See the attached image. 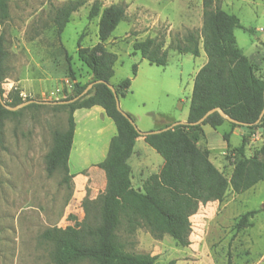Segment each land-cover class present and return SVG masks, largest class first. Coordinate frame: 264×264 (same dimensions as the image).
<instances>
[{
  "label": "rangeland",
  "instance_id": "obj_1",
  "mask_svg": "<svg viewBox=\"0 0 264 264\" xmlns=\"http://www.w3.org/2000/svg\"><path fill=\"white\" fill-rule=\"evenodd\" d=\"M70 1L75 0H9V16L0 15V38L8 53L4 79L0 81L6 102L16 105L28 98L63 100L76 82L93 80L78 49L99 42L100 17L89 18L96 0H83L59 35L53 18L57 9ZM99 1L102 8L126 5L125 18L106 43L107 49L118 56L111 84L132 79L129 92L119 97L121 108L139 130L182 121L189 114L195 75L208 58L203 48L200 56H194L178 52L175 45L190 31L201 36L203 0ZM221 6L239 16L244 27L235 30L238 46L257 75L264 78V0H223ZM147 37L164 42L168 50L166 66L151 64L134 53V42ZM200 44L202 47V40ZM54 106L22 107L16 110L19 114L4 118L0 135V264H55L54 245L43 237L44 231L65 225L64 219L73 215V207L84 213V202L89 199L97 203L105 193L107 183L98 172L116 129L114 121L93 111L87 116L79 114L80 128L69 160L75 176L66 182L63 171L56 170L52 175L47 172V155L55 133L68 127L69 108ZM203 127L206 137L197 145L209 150L211 161L229 179L240 157L237 148L244 133L250 131L233 129L227 121L217 128L209 124ZM227 132L229 145L223 136ZM263 143L257 131L247 140L245 155L264 160ZM144 147L141 158L148 165L145 174L149 177L160 171L164 159L149 145ZM251 210H258L250 218L252 225L237 230L240 217ZM191 221V244L186 247L170 235L155 236L139 225L135 234L121 227L115 240L126 236L130 249L158 255L160 263L264 264V181L242 193L230 187L223 201L201 205Z\"/></svg>",
  "mask_w": 264,
  "mask_h": 264
},
{
  "label": "trees",
  "instance_id": "obj_2",
  "mask_svg": "<svg viewBox=\"0 0 264 264\" xmlns=\"http://www.w3.org/2000/svg\"><path fill=\"white\" fill-rule=\"evenodd\" d=\"M222 1L203 0L201 36L190 31L184 41L176 43L175 50L200 56L203 48L208 58L195 75L187 121H198L210 109L221 107L236 120L254 124L249 134L244 133L242 144L237 148L240 157L231 177L228 179L211 161L208 149H201L197 145L206 137L203 127L206 124L217 128L227 121L233 129L242 127L215 112L202 124H180L160 133L146 135L145 141L163 157L164 163L159 172L145 179L142 188H136L129 160L141 134L117 109L112 89L105 83H97L82 98L54 106L69 108L68 127L55 133L53 147L47 155V172L52 175L56 170L63 171V181L68 182L75 176L70 172L69 160L76 131L74 113L77 109L102 102L118 132L111 140L108 160L99 164L107 176L105 193L96 200L97 203L89 199L84 202L82 226H54L43 233V237L54 245L55 264H177L176 260L160 263L158 255L133 254L124 250V245L115 240V231L121 219L146 228L155 236L170 235L177 244L186 247L191 244V217L201 205L223 201L230 187L234 192L242 193L264 181V160L255 155H245V144L257 131L264 141V115L260 123L256 124L264 109V78L257 75L253 63L238 46L235 30L244 27L239 16L223 9ZM83 4V0H75L57 9L53 21L59 35L63 33L72 13ZM0 15L3 18L9 16V0H0ZM97 16L100 17L99 42L93 47L79 46L78 56L90 69L93 75L91 82L105 80L111 83L118 56L107 49L106 43L125 18L126 5L118 3L102 8L101 2L96 0L90 9L89 18ZM133 48L134 53H140L151 64H168V50L164 42L156 37L136 40ZM7 54L0 38V81L4 79ZM133 70L136 75L138 66L135 65ZM71 75L74 77L73 72ZM91 82H76L73 91L63 100L80 95ZM131 84L132 79L128 77L115 85L118 96H126ZM0 93L3 97L2 90ZM31 99L20 100L16 105ZM42 105L31 103L24 107ZM19 113L7 109L0 102V135L5 116ZM261 127L263 131H260ZM223 136L229 145L230 133ZM262 151L264 153V143ZM93 209H97V212H93ZM256 213L258 210L243 214L236 224L237 230L251 226L250 218Z\"/></svg>",
  "mask_w": 264,
  "mask_h": 264
},
{
  "label": "crops",
  "instance_id": "obj_3",
  "mask_svg": "<svg viewBox=\"0 0 264 264\" xmlns=\"http://www.w3.org/2000/svg\"><path fill=\"white\" fill-rule=\"evenodd\" d=\"M202 50V49H201ZM201 55V54H200ZM191 103V102H190ZM93 111V113H98L102 116H108L107 113H106V107L105 105L102 103V102H95L94 104H92V106L88 107V108H80V109H77L74 113L75 115V119H76V131H75V136H74V142H73V147L75 146L76 144V136L79 132V120H78V116L79 114H83L84 116H87L89 115L91 112ZM188 119V116L187 117H184L182 118V121H187ZM177 121H174L172 122L175 123ZM167 125H170V124H167ZM165 126H162V127H152V126H149L147 128H140L141 131H151V130H157V129H160V128H163ZM118 135V132H117V128L114 129L112 135L110 136V142H109V146H110V151L108 152L107 156L104 158V160L102 162H106L110 156V152H111V140L116 137ZM142 142V144H145V145H149L146 141H145V135H142L140 137L137 138V141H136V145H135V150H134V153L132 154L129 162L132 166V181H133V184L136 188H142L143 187V183L145 181V179H147L148 175L145 174L146 172V169L148 167V165H146V162H144L142 160V154H143V151L145 150V145H140L139 146V143ZM150 146V145H149ZM73 147H72V150H73ZM151 147V146H150ZM72 150H71V153H72ZM71 156V154H70ZM70 161H71V158H70ZM100 162V163H102ZM135 163H138L136 166H135ZM164 163V161H163ZM162 163V165H163ZM139 165V166H138ZM162 167V166H161ZM99 178L103 181V182H106L107 183V176H106V172H105V169L104 168H100L99 172ZM151 175V174H150ZM149 175V176H150ZM71 216H69L67 219H64L66 220V223L65 225H58L59 227H66L68 225H72L76 228H79L82 226L83 224V220H84V213L83 211L79 210V209H76L75 207L72 208L71 210ZM67 213L70 214L69 210H67ZM126 228V229H131L133 231V233H137L138 231V225L135 224V223H131L129 221H126L124 219H121L119 225L117 226L116 228V231H115V234L119 231L120 228ZM128 239L126 238V236L124 237H121V238H118L117 239V242L121 243L124 245V250L128 251V252H131L133 254H139V253H144V252H138V251H134L132 249L129 248V246H131L130 244H128Z\"/></svg>",
  "mask_w": 264,
  "mask_h": 264
},
{
  "label": "water",
  "instance_id": "obj_4",
  "mask_svg": "<svg viewBox=\"0 0 264 264\" xmlns=\"http://www.w3.org/2000/svg\"><path fill=\"white\" fill-rule=\"evenodd\" d=\"M97 83H105V84H107L109 86L110 89H112V91L115 94L117 109L124 116H126L130 120V122L137 128V126H136L134 120L132 119V117L121 108L119 96H118V94L116 92L115 86L113 84H111L110 82H107L105 80H95V81L89 83L88 86L85 88V90L80 95L76 96L75 98H73L71 100H55V101L42 100L41 101V100L31 99V100H28V101L23 102L21 104L13 106V105L7 104L6 101L3 99L1 93H0V102L2 103V105L4 107H6L7 109L12 110V111H16V110H18V109H20V108H22V107H24L26 105H29L31 103L50 104V105L69 104V103H72V102L82 98L83 96H85L90 91V89H92L93 86L95 84H97ZM215 112H218L223 118H225L226 120H228L230 122L241 124L242 125L241 130H243V131H246V130L251 131V129H252L253 125H254L253 123H242V122L236 120L235 118H233L223 108L214 107V108L210 109L209 111H207L205 113V115L203 117H201L198 121H195V122L177 121V122H175V123H173L171 125L165 126L163 128L157 129V130H151V131H141V130H139V133L146 136L148 134L160 133L162 131H166V130L172 129L173 127H175L177 125H180V124H192V125L202 124L211 114H213ZM263 115H264V109L262 110L259 119L256 121V124L260 123ZM238 129L239 128H237V130ZM260 131H263L262 127L260 128Z\"/></svg>",
  "mask_w": 264,
  "mask_h": 264
}]
</instances>
